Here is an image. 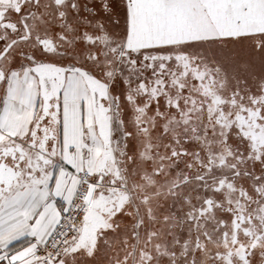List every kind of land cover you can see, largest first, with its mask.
<instances>
[{
    "label": "snow or ice",
    "instance_id": "6c2138e0",
    "mask_svg": "<svg viewBox=\"0 0 264 264\" xmlns=\"http://www.w3.org/2000/svg\"><path fill=\"white\" fill-rule=\"evenodd\" d=\"M0 264H264V0H0Z\"/></svg>",
    "mask_w": 264,
    "mask_h": 264
}]
</instances>
